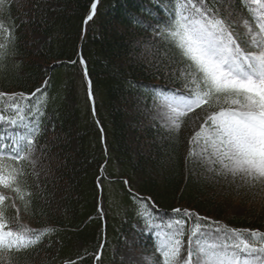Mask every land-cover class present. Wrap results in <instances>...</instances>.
I'll use <instances>...</instances> for the list:
<instances>
[{"label": "trees", "instance_id": "16d2710c", "mask_svg": "<svg viewBox=\"0 0 264 264\" xmlns=\"http://www.w3.org/2000/svg\"><path fill=\"white\" fill-rule=\"evenodd\" d=\"M225 2L240 19L230 28L234 37L247 33L244 21L257 31L254 16L261 10L251 0H206L205 6L218 9L223 19ZM186 3L4 0L0 5V41L14 40L0 56L5 94L0 112L13 104V94L24 109L39 108V114L32 109L31 125L25 121L36 129L32 149L22 154L26 158H3L4 174L17 170L12 187L18 191L0 186V195L10 197L0 210L10 227L19 209L20 225L29 234L42 233L27 248L0 253V264H118L130 240L136 247L144 240L155 247L136 229L142 210L153 220L182 218L188 227L195 222L264 235V184L233 197L243 214L229 211L221 180L206 177L193 154L191 117L180 118L175 129L149 119L162 95L188 90L164 28ZM37 89H43L39 99L19 96ZM23 132L0 125V135L13 140ZM98 251L101 259L95 261ZM153 259L163 263L158 253Z\"/></svg>", "mask_w": 264, "mask_h": 264}, {"label": "snow or ice", "instance_id": "6c2138e0", "mask_svg": "<svg viewBox=\"0 0 264 264\" xmlns=\"http://www.w3.org/2000/svg\"><path fill=\"white\" fill-rule=\"evenodd\" d=\"M251 2L261 10L254 16L257 31L244 21L247 33H238L235 37L230 28L239 24L240 19L238 14L228 10L230 6L226 2L223 19L219 18L218 9L214 11L205 6L206 0H187L179 11L170 14L168 24L164 26L167 29L165 39L174 49V63L183 68L180 75L185 78L188 90L165 98L170 112L164 113V116L175 129L180 126L179 117L196 108L208 106L217 109L192 138L198 144L203 141L204 152L211 149V157L204 156L203 159L220 165L224 173L234 178L264 182V2ZM3 3L4 0H0V5ZM95 8L93 4V15ZM91 19L92 15H89L88 20ZM159 28L157 25L156 30ZM9 46H14V40L0 41V56L7 54ZM16 95L10 97L13 104L0 112V125L24 128L23 133H17L15 140L0 135V186L11 188L13 192L18 191L12 187L17 170L9 169L4 174L8 166L2 162L3 158L7 156L17 162L26 158L22 154L32 149L36 132L34 126H28L35 120L32 109L36 108L39 114L35 104L24 109L16 103ZM42 95L43 89H37L28 97L19 94L21 99L28 100L33 97L39 99ZM4 96L0 93V98ZM6 199L10 197L0 195V204ZM175 211L180 213L182 210ZM3 217L4 213L0 210V253L27 248L42 235L40 232L29 234L20 225L19 209L11 217L14 227L3 222ZM186 223L189 221L177 218L175 231L168 232L163 239L157 238L161 242L153 251L163 258V264H175L180 256ZM192 223L194 227L188 233L187 256L181 264H264V243L256 244V238L264 241V235L250 231L245 236L241 231L227 227L209 230L207 225ZM204 241L208 244L205 245ZM103 247L101 245V249ZM101 254L100 251L95 254V261L101 259ZM143 259L146 264H159V260L150 257Z\"/></svg>", "mask_w": 264, "mask_h": 264}, {"label": "rangeland", "instance_id": "374dc122", "mask_svg": "<svg viewBox=\"0 0 264 264\" xmlns=\"http://www.w3.org/2000/svg\"><path fill=\"white\" fill-rule=\"evenodd\" d=\"M172 97V96H170ZM164 97L160 102L154 104L152 109V115H150V120L154 119L158 121L160 124L172 128L169 124V121L165 118L164 113L170 112V109L168 108L167 103L165 102ZM141 108H144L143 104L141 105ZM149 109L146 108L144 110L145 114L149 113ZM215 114L214 110H211L209 107L202 106L201 108H196L192 112L187 113L186 115H189L191 117L190 119V131L191 136L194 137L197 132H199L202 128V126H205V121L209 115ZM180 121V117L178 119V123ZM195 143L194 153L193 154H199L194 155L197 160L202 162V165L205 167V176L206 177H215V180L220 179L222 185H220V189L228 195V200L226 202V208L229 211H233L238 215L243 214L244 207L243 206H237L233 204L232 199L233 197H237L241 193L244 192H253L255 190L256 183H263L264 182H256V181H246L244 179H241L240 177H233L231 174H226L223 172V169L218 164L214 163H208L206 162L203 157L208 156L211 157V149H208L207 152H204L203 149L205 147L203 141H200L199 144L197 142ZM211 169V170H209ZM264 186V185H263ZM140 214L144 215L143 212H140ZM175 221L169 220L165 223H161L159 221H156L155 223H146L145 225H140L141 231L147 232V230H150L155 227L154 229V236L159 237L161 239L165 238L167 233L172 231H175ZM169 225L172 227L169 228ZM216 228L215 226L208 227L209 230ZM221 228V227H219ZM193 229V227H192ZM191 229V230H192ZM223 229V228H221ZM184 232L185 235L183 236V242L184 247L180 250V256L177 258V261L175 264H181V262L186 258L187 256V240H188V232L187 228L184 225ZM158 243L161 242L160 239H158ZM205 245L208 244V241H204ZM259 246V245H257ZM122 256L120 259V262L118 264H146L144 257H150L153 258L156 254L153 251V248H151L150 245H147L146 242L142 244L140 247H136L133 242L128 243L126 247L122 250Z\"/></svg>", "mask_w": 264, "mask_h": 264}]
</instances>
